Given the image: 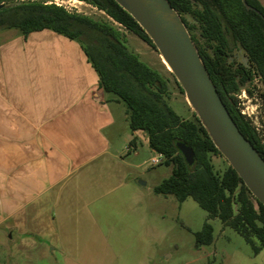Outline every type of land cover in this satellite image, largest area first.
<instances>
[{
    "label": "crops",
    "instance_id": "1",
    "mask_svg": "<svg viewBox=\"0 0 264 264\" xmlns=\"http://www.w3.org/2000/svg\"><path fill=\"white\" fill-rule=\"evenodd\" d=\"M129 128L78 41L0 37V264H157L177 199L154 193L168 176H146L139 146L157 152Z\"/></svg>",
    "mask_w": 264,
    "mask_h": 264
},
{
    "label": "trees",
    "instance_id": "2",
    "mask_svg": "<svg viewBox=\"0 0 264 264\" xmlns=\"http://www.w3.org/2000/svg\"><path fill=\"white\" fill-rule=\"evenodd\" d=\"M86 1L156 50L148 34L115 0ZM246 1L251 9L242 0H169L190 31L235 123L264 158V140L241 113L237 100L241 87L257 78L262 86L259 97L264 102V6L259 0ZM10 28L24 34L51 29L81 44L100 85L125 103L130 129L145 131L150 148L166 157L164 164L172 165L171 175L154 187V193L173 195L180 203L190 197L207 211L202 228L194 232L196 247L213 243L211 221L219 219L223 226L240 234L255 254L264 249V205L229 164L223 172L215 169L213 156L222 155L200 119L195 112L193 119H187L174 110L169 102L168 79L127 46L120 29L109 21L40 3L16 5L11 12L0 14V30ZM196 29L202 43L194 34ZM236 48L244 50L248 65L231 62ZM179 142L194 151L192 164L178 148Z\"/></svg>",
    "mask_w": 264,
    "mask_h": 264
},
{
    "label": "rangeland",
    "instance_id": "3",
    "mask_svg": "<svg viewBox=\"0 0 264 264\" xmlns=\"http://www.w3.org/2000/svg\"><path fill=\"white\" fill-rule=\"evenodd\" d=\"M22 1L29 0H9L11 4ZM36 1L57 2L63 5L69 12L109 21L105 13L86 0ZM186 18L190 23H194V20L189 15ZM120 31L127 38V46L133 51L137 50L140 52L142 54L140 57L145 63L160 71L168 79L170 87L169 102L174 110L183 118L193 119L194 111L192 107L189 105L185 94L181 92L176 78L163 62L159 52L126 28H121ZM14 32H18V30L14 28L1 29L0 37L11 35ZM194 34L202 43L203 40L199 36L198 29L194 30ZM230 60L235 66H238L240 63L248 65L246 53L241 48L234 49ZM261 87V83L255 78L251 83L241 87V91L237 94V100L240 110L245 112V117L253 123L264 140V102L259 97ZM139 147L140 154L138 159L144 161L143 169L150 180H155L156 178L162 180L170 176L172 165L160 164L152 166L148 160L154 154L150 152L147 146L142 148L140 145ZM213 162L215 169L219 172H223L229 164L220 155H214ZM149 172L152 175H148ZM175 201L176 226L169 234L167 242L160 247L157 264H264V250L262 253L255 254L251 246L240 234L229 226H223L219 219L211 221L214 226V242L210 245L196 247L194 232L202 228L203 223L207 219V211L202 209L190 197L183 203H180L178 200Z\"/></svg>",
    "mask_w": 264,
    "mask_h": 264
},
{
    "label": "water",
    "instance_id": "4",
    "mask_svg": "<svg viewBox=\"0 0 264 264\" xmlns=\"http://www.w3.org/2000/svg\"><path fill=\"white\" fill-rule=\"evenodd\" d=\"M115 1L151 38L221 155L264 205V158L235 123L181 15L169 0ZM242 1L251 9L246 0ZM178 148L192 164V148L183 142Z\"/></svg>",
    "mask_w": 264,
    "mask_h": 264
},
{
    "label": "built area",
    "instance_id": "5",
    "mask_svg": "<svg viewBox=\"0 0 264 264\" xmlns=\"http://www.w3.org/2000/svg\"><path fill=\"white\" fill-rule=\"evenodd\" d=\"M89 3H90V2H89ZM55 4L58 5V6H62V7H64L63 5H61V4L57 3V2H55ZM90 4H92V3H90ZM94 6H95V5H94ZM95 7H96V6H95ZM64 8H65V7H64ZM65 9H66V8H65ZM100 11L106 14L105 11H103V10H101V9H100ZM106 15H107V14H106ZM107 17H108L109 21H110L114 26H116L118 29L121 30V28H125L121 23L117 22L116 20H114V19H113L112 17H110L109 15H107ZM241 113H242V114H245L244 111H241ZM165 159H166V157H165L162 153H158V152H157L153 157H151V159H150V164H151L152 166L160 165V164L164 163Z\"/></svg>",
    "mask_w": 264,
    "mask_h": 264
},
{
    "label": "flooded vegetation",
    "instance_id": "6",
    "mask_svg": "<svg viewBox=\"0 0 264 264\" xmlns=\"http://www.w3.org/2000/svg\"><path fill=\"white\" fill-rule=\"evenodd\" d=\"M30 3H40L43 5L55 4V2H41V1H36V0L22 1L20 3L11 4L9 0H2L0 1V14L11 12V9L15 7L16 5H23V4H30ZM10 29H13V28H10ZM14 29L18 30V32L20 33H23L18 28H14Z\"/></svg>",
    "mask_w": 264,
    "mask_h": 264
},
{
    "label": "bare ground",
    "instance_id": "7",
    "mask_svg": "<svg viewBox=\"0 0 264 264\" xmlns=\"http://www.w3.org/2000/svg\"><path fill=\"white\" fill-rule=\"evenodd\" d=\"M163 60V59H162ZM164 63H165V65L167 66V64H166V62L165 61H163ZM168 67V66H167ZM168 69H169V67H168Z\"/></svg>",
    "mask_w": 264,
    "mask_h": 264
}]
</instances>
